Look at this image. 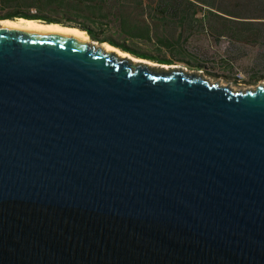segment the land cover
Here are the masks:
<instances>
[{
    "label": "water",
    "instance_id": "95a60500",
    "mask_svg": "<svg viewBox=\"0 0 264 264\" xmlns=\"http://www.w3.org/2000/svg\"><path fill=\"white\" fill-rule=\"evenodd\" d=\"M141 61L0 20V264H264V84Z\"/></svg>",
    "mask_w": 264,
    "mask_h": 264
},
{
    "label": "trees",
    "instance_id": "16d2710c",
    "mask_svg": "<svg viewBox=\"0 0 264 264\" xmlns=\"http://www.w3.org/2000/svg\"><path fill=\"white\" fill-rule=\"evenodd\" d=\"M145 1L0 0V19L21 17L73 26L85 31L91 41L106 42L157 64H177L170 61L171 56L184 54L179 57L184 67L204 70L207 75L238 79L245 85L264 81V56L257 61L262 68L251 65L241 70L233 67L232 56L217 52L219 48L226 53L227 49L234 54L246 52L243 56L248 58L257 47L264 46V0ZM153 2L151 8L149 3ZM129 34L136 43L150 45L145 52L152 55L134 53L126 43ZM201 44L215 46L216 53L199 56L196 50ZM230 71L233 74L228 75Z\"/></svg>",
    "mask_w": 264,
    "mask_h": 264
},
{
    "label": "rangeland",
    "instance_id": "374dc122",
    "mask_svg": "<svg viewBox=\"0 0 264 264\" xmlns=\"http://www.w3.org/2000/svg\"><path fill=\"white\" fill-rule=\"evenodd\" d=\"M142 3H146V1L143 0ZM149 5H150L151 8H153L154 7V2L153 3H149ZM117 9H118V7H117ZM141 18L144 19V16H141ZM152 27L154 29V25ZM156 29H159V27H157ZM163 29L166 30V31H170V29H168V27H164ZM106 32H108V31H106L104 29V33H106ZM111 33L114 34V35H116L118 38H121V37H119V35L116 32H114V30H112ZM128 36H130V37H129V39L126 40V43L129 45L130 49L134 53L142 52V53H144V55H147L149 57L152 55L151 53L145 52L146 50H150L151 49V46L150 45H145L142 42H139V44H138V43H136V41H134L131 38V36H132L131 34H129ZM87 40L91 41L88 38V36H87ZM91 42L94 43V44H96V45L100 44V43H98L96 41H91ZM214 47L215 46H210V45H207V44H201V46L198 47L196 51L199 53L198 54L199 56L209 57L212 54L216 53L214 51ZM226 51H227V53L224 52V48L217 49V52H219L220 55H227L228 54V55L232 56L231 61H232L233 67H235L237 69L243 70L246 67L251 66V65H254V68L255 67L262 68V67H260V65L257 64L258 63L257 61L264 56V46H262V45H260L259 47H257L253 51V54H251V57H248V58L243 56L244 54H248L246 52H243V54H241V53L234 54L232 52H228L229 51L228 49ZM183 55L184 54H182V55L176 54V56H174V57L171 56L170 61L177 63V64H171V66H174V67H177L178 66V67H180V68H182V69H184L186 71L196 72L197 74L201 75L202 77L208 78L209 80L219 81L220 83L227 84V85H229V86H231L232 88H235V89L254 86V85L258 84V83L264 84V81L263 80H258L256 82V84H253L252 83V84H249V85H245L244 83H242L238 79L237 80H233L232 78L225 79L224 77H221V76L207 75L205 73V71L204 70H201V69L198 70L196 68H193L192 69V68L184 67L182 65V63H185V62L183 60H181L182 58H179V57H182ZM252 57L254 58V61L252 60ZM167 65H169V64H167ZM219 70H220V68L219 69H216L215 71L218 72ZM231 72H233V71H230V73H228V75L233 74ZM258 72H260V71H258ZM239 76H240V73H237L236 74V77H239ZM235 81H237V83H235Z\"/></svg>",
    "mask_w": 264,
    "mask_h": 264
},
{
    "label": "bare ground",
    "instance_id": "6f19581e",
    "mask_svg": "<svg viewBox=\"0 0 264 264\" xmlns=\"http://www.w3.org/2000/svg\"><path fill=\"white\" fill-rule=\"evenodd\" d=\"M0 20H1V22L3 24H5L7 22H13V23H16V24H19V25L36 24V25H41L42 27H47V28L55 26V27H58L60 29L66 30V31L82 34L87 39V34H86L85 31H83V30H81V29H79L77 27H73V26H65V25H61L59 23H46V22H43V21H40V20H36V19H26V18H21V17L15 18V19H0ZM99 45H101V46H112V45H110V44H108L106 42H102ZM123 52L126 54V56L128 58L141 59V58H138V57H134V56L130 55L129 53L125 52V51H123ZM141 62L147 63L149 65H159V66H162V67H174V66L167 65V64H157L156 62H153V61H150V60H146V59H142Z\"/></svg>",
    "mask_w": 264,
    "mask_h": 264
}]
</instances>
